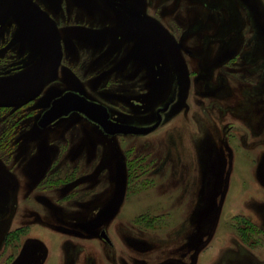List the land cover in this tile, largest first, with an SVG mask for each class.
Masks as SVG:
<instances>
[{"label": "rangeland", "instance_id": "374dc122", "mask_svg": "<svg viewBox=\"0 0 264 264\" xmlns=\"http://www.w3.org/2000/svg\"><path fill=\"white\" fill-rule=\"evenodd\" d=\"M118 1L0 0V264H264V0Z\"/></svg>", "mask_w": 264, "mask_h": 264}, {"label": "water", "instance_id": "95a60500", "mask_svg": "<svg viewBox=\"0 0 264 264\" xmlns=\"http://www.w3.org/2000/svg\"><path fill=\"white\" fill-rule=\"evenodd\" d=\"M112 3L123 11L126 15L135 19H142V14L123 2L111 0ZM176 48H181L180 43H175ZM17 96H25L24 92L18 91ZM1 106L8 105V103L0 102ZM169 104L165 105L163 108H160L156 111L157 113V122L149 127H142L133 124L121 123L110 119L108 109L102 103L88 99L87 97L73 91H65L60 96L53 99L49 108H47L38 120V125L40 127H46L48 124L53 122L55 119L59 118L62 115H66L72 111H78L83 113L87 119L96 123L101 127V129L108 135H117V134H135L142 135L147 134L154 130L161 120L160 111L168 108ZM101 236L107 240V236L104 230L101 231Z\"/></svg>", "mask_w": 264, "mask_h": 264}, {"label": "flooded vegetation", "instance_id": "af4514ba", "mask_svg": "<svg viewBox=\"0 0 264 264\" xmlns=\"http://www.w3.org/2000/svg\"><path fill=\"white\" fill-rule=\"evenodd\" d=\"M110 1V3L112 4V5H114L113 3H112V1L111 0H109ZM114 1H118V0H114ZM119 2H121V1H119ZM126 4V3H125ZM128 5V4H127ZM115 6V5H114ZM130 6V5H129ZM116 7V6H115ZM117 8V7H116ZM119 9V8H118ZM123 12V11H122ZM124 13V12H123ZM141 13V12H140ZM125 14V13H124ZM142 14V13H141ZM128 16V15H127ZM142 16H143V14H142ZM129 17V16H128ZM129 18H131V17H129ZM133 19H135V18H133ZM142 19H144V16H143V18ZM136 20V19H135ZM139 20H141V19H139ZM22 92V91H21ZM65 92V91H64ZM64 92H62L61 94H63ZM73 92H75V91H73ZM25 93V92H24ZM78 93V92H77ZM61 94H59V95H57V96H55L54 98H56V97H58V96H60ZM80 94V93H79ZM82 95V94H81ZM25 96H26V93H25ZM25 96H23V97H25ZM84 96V95H83ZM54 98H52L51 99V101L49 102V105H48V107L47 108H49V106L51 105V102L53 101V99ZM104 105V104H103ZM106 106V105H105ZM107 107V106H106ZM46 108V109H47ZM163 108V107H162ZM45 109V110H46ZM107 109H108V107H107ZM158 109H160V108H158ZM157 109V110H158ZM45 110H43V112L45 111ZM156 110V111H157ZM162 111V110H161ZM161 111H160V116H161ZM42 112V113H43ZM73 112H77V113H79V114H82L83 116H85L83 113H81V112H78V111H72V112H70V113H73ZM108 112H109V117H110V119H112L111 118V113H110V111H109V109H108ZM42 113H41V115H42ZM70 113H68V114H66V115H62V116H60L59 118H57V119H55L53 122H51L50 124H48L46 127H40L39 125H38V120H39V118H40V116H39V118H38V120H37V126L39 127V128H41V129H44V128H47L49 125H51V124H53L55 121H57L58 119H60V118H62V117H65V116H68ZM156 115H157V113H156ZM86 117V116H85ZM91 121V120H90ZM161 121V120H160ZM92 122V121H91ZM94 123V122H93ZM122 123V122H121ZM156 123V122H155ZM154 123V124H155ZM160 123V122H159ZM94 124H96V123H94ZM128 124V123H127ZM153 124V125H154ZM97 125V124H96ZM99 126V125H98ZM152 126V125H151ZM158 126V125H157ZM100 127V126H99ZM149 127V126H148ZM101 128V127H100ZM103 131V130H102ZM104 132V131H103ZM105 133V132H104ZM106 135H108L107 133H105ZM118 135H123V134H118ZM105 231V230H104ZM107 234V233H106ZM100 236H101V232H100ZM108 236V235H107ZM102 237V236H101ZM109 237V236H108ZM103 238V237H102ZM104 239V238H103ZM105 240V239H104ZM109 240H110V238H109ZM107 243H109V244H111V240L110 241H107V240H105Z\"/></svg>", "mask_w": 264, "mask_h": 264}, {"label": "bare ground", "instance_id": "6f19581e", "mask_svg": "<svg viewBox=\"0 0 264 264\" xmlns=\"http://www.w3.org/2000/svg\"><path fill=\"white\" fill-rule=\"evenodd\" d=\"M57 122V121H56ZM55 123V122H54ZM52 125V124H51ZM115 136V135H114Z\"/></svg>", "mask_w": 264, "mask_h": 264}]
</instances>
